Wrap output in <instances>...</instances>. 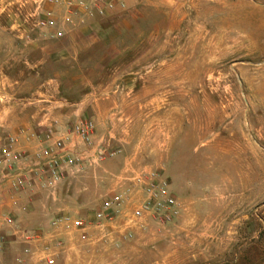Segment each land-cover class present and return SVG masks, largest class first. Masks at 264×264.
I'll return each instance as SVG.
<instances>
[{"label":"rangeland","instance_id":"rangeland-1","mask_svg":"<svg viewBox=\"0 0 264 264\" xmlns=\"http://www.w3.org/2000/svg\"><path fill=\"white\" fill-rule=\"evenodd\" d=\"M74 1V24L53 38L33 0H0V144L35 127L38 85L54 76L58 99L88 102L66 125L89 116L104 154L54 188L35 186V198L0 178V264H264V0H110L103 13ZM53 9L60 18L68 7ZM94 95L107 96L98 126ZM144 166L176 197L169 221L131 219ZM116 193L112 218L97 223ZM65 216L85 220V238L52 224Z\"/></svg>","mask_w":264,"mask_h":264},{"label":"built area","instance_id":"built-area-1","mask_svg":"<svg viewBox=\"0 0 264 264\" xmlns=\"http://www.w3.org/2000/svg\"><path fill=\"white\" fill-rule=\"evenodd\" d=\"M35 3V22L38 28L46 30L53 38H62L65 35V25L74 24L73 7L74 0H33ZM64 2L68 9L60 18L55 14L53 7ZM85 6V2L78 1ZM99 13H103L105 7H112L110 0H89ZM122 2V0H121ZM5 137L0 144V178L6 179L7 189L20 190L30 188L36 184L42 188H54L64 179L65 175L76 166L85 165L88 162L89 153L95 152L96 157H102L103 151L95 149L93 135L95 124L91 118L78 117L71 127L66 130L55 125H49L41 137V146L33 153L19 150L16 147L18 134ZM134 184L141 193L137 206L131 212V219H137L150 214L161 221H169L178 212L176 197L171 191L168 180L158 169L141 167L132 177ZM122 194L116 193L95 212V220L102 223L104 219H111L122 201ZM3 204V195L0 194V209ZM4 223H13L12 216H5ZM60 222L70 224L83 231L85 238L86 222L81 217H60L52 220L53 225ZM33 234H26L30 240ZM49 258L48 262L53 263Z\"/></svg>","mask_w":264,"mask_h":264},{"label":"crops","instance_id":"crops-1","mask_svg":"<svg viewBox=\"0 0 264 264\" xmlns=\"http://www.w3.org/2000/svg\"><path fill=\"white\" fill-rule=\"evenodd\" d=\"M121 1V0H119ZM122 2L126 5L132 4L134 2H130V0H122ZM119 2H116L115 6H118ZM115 9V8H114ZM112 10V9H111ZM111 10H106L105 14L108 15V13ZM59 78H56L54 76L44 79L41 83H39L38 87V93H39V97L34 99L35 105H36V109L35 111L32 113L33 115L31 117H33V119L36 120V123L34 122L32 124V126L34 128L31 129V126H28L25 128V130L23 131V133L18 134V143H17V147L18 149L22 150V151H34V149L36 147H40L41 146V137L43 136V131H44V127L46 126V124H50L52 123V121H56V124H54L55 126H59V128H63L64 126H69L68 123L66 125V117H70L71 115H73L74 113L77 114L80 112V110H85L88 111V107H86V103H88L85 99L79 101V104L77 106H74V104H69L64 100L58 99L56 97V92L58 90V86H59ZM93 96V95H91ZM89 97V96H88ZM107 97V96H104ZM104 97H98L96 95H94V97L89 101V103L92 106V112L89 111V114L91 115V117L93 119L96 120V124L97 126L99 125V123H101V119L103 118V116L107 117L108 116V112L105 109H102L104 107L102 106H98L99 103H101V98L103 100H105ZM8 110L12 111L13 108L11 105L7 106ZM77 107V109H76ZM97 107L99 109H97ZM73 109V110H72ZM73 111V112H72ZM4 112L1 110L0 114ZM3 115H1L2 117ZM90 118L89 116H85ZM102 117V118H101ZM73 124V123H72ZM69 127H71V125ZM37 126V127H36ZM61 128V129H62ZM69 129V128H67ZM35 131V132H33ZM18 132V130L16 131ZM15 132V133H16ZM31 152H29L31 154ZM146 167V166H144ZM35 186L37 188H42L40 187V185L36 184L30 188H26V190H30L35 188ZM35 191L34 189L31 190L30 192V196L31 198H35L37 195L32 194V192Z\"/></svg>","mask_w":264,"mask_h":264},{"label":"bare ground","instance_id":"bare-ground-1","mask_svg":"<svg viewBox=\"0 0 264 264\" xmlns=\"http://www.w3.org/2000/svg\"><path fill=\"white\" fill-rule=\"evenodd\" d=\"M222 40V39H221Z\"/></svg>","mask_w":264,"mask_h":264}]
</instances>
